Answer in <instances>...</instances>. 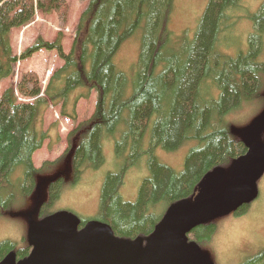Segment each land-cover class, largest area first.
Returning <instances> with one entry per match:
<instances>
[{"label":"trees","instance_id":"obj_1","mask_svg":"<svg viewBox=\"0 0 264 264\" xmlns=\"http://www.w3.org/2000/svg\"><path fill=\"white\" fill-rule=\"evenodd\" d=\"M82 1L86 7L68 53L59 33L53 42L37 37L15 56L13 30L30 25L37 11L54 14L65 24L68 4L66 0H0V82L13 77L18 62L40 51L55 52L63 62L43 93L38 75L30 71L21 74L15 88L9 86L1 94L0 216L13 215L14 209L37 195L39 184L47 198L34 219L51 215L52 205L66 187L75 186L84 170L103 164V143L112 140L115 156L122 162L117 172L105 177L97 213L90 220L109 226L116 238L145 241L171 205L197 201L200 187L213 171H228L247 152L241 129L229 118L263 96L264 62L259 58L264 3L250 16L253 29L246 52L232 58L221 46L230 24H235L234 16L243 8L242 0H209L190 40L176 38L169 30L174 0ZM137 33L139 54L129 81L117 70L115 57ZM129 84L132 89L127 95ZM92 92L96 93L92 116L68 133L67 147L59 158L35 168L32 157L48 138L42 131L48 106H60V115L76 123V103L89 100ZM17 95L31 102L19 103ZM187 145L181 172L156 156L157 150L172 154ZM144 157L148 175L135 201H124L119 191L125 176ZM69 173L72 179L67 181ZM247 208L240 207L234 215H244ZM90 220L80 219V228ZM216 229L214 221L200 225L187 235L188 241L202 247ZM15 247L1 242L0 261L13 251L19 258L27 256L28 248ZM243 264H264V250Z\"/></svg>","mask_w":264,"mask_h":264},{"label":"rangeland","instance_id":"obj_2","mask_svg":"<svg viewBox=\"0 0 264 264\" xmlns=\"http://www.w3.org/2000/svg\"><path fill=\"white\" fill-rule=\"evenodd\" d=\"M66 2L69 11L65 24H62L54 14H43L41 11H37L30 25L14 30L11 37L13 55L19 56L32 45L37 37H41L47 42H53L59 33L62 35L64 52L68 53L74 38L75 27L86 3L82 0H66ZM208 2L209 0H174L173 12L168 25L173 36L192 39ZM263 3L264 0H242L243 8L234 16L235 24L234 26L232 23L230 24L231 27L228 34H225L224 43L221 46V50L226 55L235 58L239 53L246 52L248 37L253 29L250 16L256 14ZM139 42L140 35L137 33L123 44L115 57L117 70L124 73L129 81H132L136 72L135 65L138 60ZM259 59L264 62V35ZM62 65L63 62L59 60L55 52L47 51H40L30 59L18 62L14 67L13 77L0 82V97L9 86L16 87L22 73L30 71L38 75L43 93L49 77ZM131 89L132 86L129 84L126 91L127 95L130 94ZM18 102L26 103L31 102V100H23L18 96ZM95 103V92L91 93L89 100L80 99L76 103V123L60 115V106H48L42 118V131L48 135V138L32 157L35 168L39 169L44 162L55 161L64 153L67 147L68 133L78 123L86 121L92 116ZM263 110L264 92L261 100L245 105L229 119L235 128L242 130ZM260 141L264 144V133ZM144 144L145 146L148 144L147 138ZM102 147L103 164L95 170H84L75 186L66 187L60 198L52 205L51 211L53 213L67 211L83 220H90L95 217L104 179L108 174L117 172L122 162L115 156L112 140L105 141ZM189 147L190 145L184 146L172 154L157 150L156 156L162 164L178 173L182 171ZM19 175L22 176V173L19 172ZM147 175L144 157L135 168L126 174L124 184L119 191L121 198L127 202H134L142 181ZM71 179L72 174L69 173L67 181ZM40 188L42 193L41 204L47 197L46 191H43L44 188ZM258 190L257 199L249 205L244 215L237 217L230 214L214 221L217 228L216 233L209 243L201 247L213 264H243L247 258L264 250V175L258 182ZM204 191L203 185L200 187L197 197L203 196ZM35 197L33 194L21 208H18L19 210L14 209L13 215L0 216V243L9 241L16 245V249L24 248L28 229V221L25 215L33 212ZM33 220H35L34 217Z\"/></svg>","mask_w":264,"mask_h":264},{"label":"water","instance_id":"obj_3","mask_svg":"<svg viewBox=\"0 0 264 264\" xmlns=\"http://www.w3.org/2000/svg\"><path fill=\"white\" fill-rule=\"evenodd\" d=\"M263 133L264 110L240 130L245 155L234 160L228 171H213L197 201L182 200L171 205L145 241L116 238L109 226L96 220L79 230L80 219L67 211L34 221L40 206L39 184L34 210L25 215L30 254L16 263L15 253L11 252L0 264H213L199 245L188 241L187 235L257 199L258 182L264 175Z\"/></svg>","mask_w":264,"mask_h":264},{"label":"flooded vegetation","instance_id":"obj_4","mask_svg":"<svg viewBox=\"0 0 264 264\" xmlns=\"http://www.w3.org/2000/svg\"><path fill=\"white\" fill-rule=\"evenodd\" d=\"M22 242H25L24 240H22ZM25 246H24V248H22V249H16V250H26V248H28V250H27V256L26 257H24V258H19V257H17L16 256V251L14 252L13 251V253H15V262L17 263V262H19V261H22V260H24V259H26L27 257H28V255L30 254V247H29V245H28V243H27V239H26V242H25ZM16 248V247H15ZM18 248V247H17ZM1 262V261H0Z\"/></svg>","mask_w":264,"mask_h":264},{"label":"crops","instance_id":"obj_5","mask_svg":"<svg viewBox=\"0 0 264 264\" xmlns=\"http://www.w3.org/2000/svg\"><path fill=\"white\" fill-rule=\"evenodd\" d=\"M13 31H14V30H13ZM13 31H12V32H13ZM12 32H11V37H12ZM36 54H37V53H36ZM49 78H50V77H49ZM48 81H49V79H48ZM47 83H48V82H47Z\"/></svg>","mask_w":264,"mask_h":264},{"label":"bare ground","instance_id":"obj_6","mask_svg":"<svg viewBox=\"0 0 264 264\" xmlns=\"http://www.w3.org/2000/svg\"><path fill=\"white\" fill-rule=\"evenodd\" d=\"M2 183V182H1Z\"/></svg>","mask_w":264,"mask_h":264}]
</instances>
